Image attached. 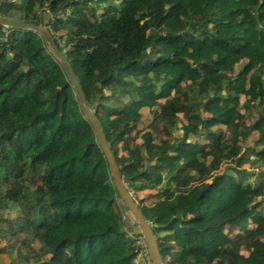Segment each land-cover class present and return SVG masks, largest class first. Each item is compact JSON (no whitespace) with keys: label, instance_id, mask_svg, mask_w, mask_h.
Segmentation results:
<instances>
[{"label":"trees","instance_id":"16d2710c","mask_svg":"<svg viewBox=\"0 0 264 264\" xmlns=\"http://www.w3.org/2000/svg\"><path fill=\"white\" fill-rule=\"evenodd\" d=\"M0 15L52 33L163 264H264V0H0ZM0 239L8 264H135L146 242L44 39L3 25Z\"/></svg>","mask_w":264,"mask_h":264},{"label":"water","instance_id":"95a60500","mask_svg":"<svg viewBox=\"0 0 264 264\" xmlns=\"http://www.w3.org/2000/svg\"><path fill=\"white\" fill-rule=\"evenodd\" d=\"M0 25L11 27L13 29L32 30L39 33L42 36L48 50L53 54L55 59L59 62L67 79L71 83L75 91V94L77 96L80 109L83 112V114L86 116L87 120L89 121V123L91 124L94 130L98 144L110 167L116 189L120 194L121 198L123 199V201L125 202L126 206L128 207L129 211L133 215L136 223L140 228V231L142 232L147 242L152 263L163 264L161 254L158 249V244L152 230V225L142 215L132 193H130L128 188L126 187L120 169L116 163V160L112 154V151L109 147V144L103 132V128L99 123L95 113L90 108L75 72L73 71L71 65L69 64L68 60L65 58L59 47L56 45L52 33L42 25H37L32 22H26L3 15H0ZM0 257L3 259L4 264H7L6 263L7 258L2 252H0Z\"/></svg>","mask_w":264,"mask_h":264},{"label":"rangeland","instance_id":"374dc122","mask_svg":"<svg viewBox=\"0 0 264 264\" xmlns=\"http://www.w3.org/2000/svg\"><path fill=\"white\" fill-rule=\"evenodd\" d=\"M149 119H150L149 116L145 117L146 122H148ZM232 165H235V163H233ZM146 193H147L146 191L145 192H140L138 194V197L139 198L145 197ZM147 203H149V202H147ZM129 233H131V230H129ZM4 245H5V242L0 239V249L2 247H4ZM6 263L8 264V258L6 259ZM0 264H4V261H3V259L1 257H0ZM135 264H153L152 261L149 258L147 245L144 242H143L142 247H141V252H140L139 256L136 258V260H135Z\"/></svg>","mask_w":264,"mask_h":264},{"label":"built area","instance_id":"2783aa9c","mask_svg":"<svg viewBox=\"0 0 264 264\" xmlns=\"http://www.w3.org/2000/svg\"><path fill=\"white\" fill-rule=\"evenodd\" d=\"M6 33L9 32V30H5ZM144 241H141V245L143 244ZM145 243V242H144ZM146 244V243H145Z\"/></svg>","mask_w":264,"mask_h":264},{"label":"clouds","instance_id":"9594fccd","mask_svg":"<svg viewBox=\"0 0 264 264\" xmlns=\"http://www.w3.org/2000/svg\"><path fill=\"white\" fill-rule=\"evenodd\" d=\"M5 27H7V26H5ZM146 241V240H145ZM146 243V245H147V242H145ZM147 247H148V245H147ZM148 251H149V249H148ZM150 254V253H149ZM151 257V256H150ZM152 261V260H151Z\"/></svg>","mask_w":264,"mask_h":264}]
</instances>
